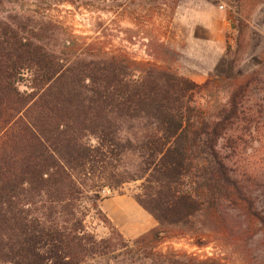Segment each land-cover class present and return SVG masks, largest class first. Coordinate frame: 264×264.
Here are the masks:
<instances>
[{
	"label": "trees",
	"instance_id": "16d2710c",
	"mask_svg": "<svg viewBox=\"0 0 264 264\" xmlns=\"http://www.w3.org/2000/svg\"><path fill=\"white\" fill-rule=\"evenodd\" d=\"M232 65L213 81L226 102L204 107L210 80L0 16V264H226L156 252L181 239L258 250L252 264H264V157L251 161L264 153V100H250L264 72L240 80ZM129 183L156 222L133 240L99 207L102 190Z\"/></svg>",
	"mask_w": 264,
	"mask_h": 264
},
{
	"label": "rangeland",
	"instance_id": "374dc122",
	"mask_svg": "<svg viewBox=\"0 0 264 264\" xmlns=\"http://www.w3.org/2000/svg\"><path fill=\"white\" fill-rule=\"evenodd\" d=\"M199 11L218 27L225 24L223 52L218 53L217 46L210 52L202 49L205 50L202 63L208 66V72L201 84L187 75L196 57L185 44L190 17L195 12L197 16ZM11 14L51 21L59 28L60 35L79 47L89 46L93 51L109 55L125 53L135 61L169 67L198 85L210 80L211 93L195 97L197 104L204 107H211L216 100L220 104L226 102L225 90L217 89L213 81L221 79L219 73L225 71L227 62H233V74L239 71L240 80L253 71L264 72V0H0V16ZM259 80V91L251 95V101L264 100V74ZM225 83L221 81L220 85ZM256 154L251 159L253 163L264 157L261 150ZM138 187L139 183H129L118 190L104 189L100 193L99 207L126 240L136 239L156 227L134 199ZM127 218L140 219L141 226L134 230L127 228ZM89 222L98 237L108 236L107 226L95 219ZM156 252L225 257L226 264H252L259 253L258 250L241 253L219 243L197 248L187 239L166 242Z\"/></svg>",
	"mask_w": 264,
	"mask_h": 264
},
{
	"label": "crops",
	"instance_id": "0c3cea01",
	"mask_svg": "<svg viewBox=\"0 0 264 264\" xmlns=\"http://www.w3.org/2000/svg\"><path fill=\"white\" fill-rule=\"evenodd\" d=\"M199 12L201 13V11ZM200 13L196 16L195 12V14L190 17V26L187 38H185V44L191 49L190 53L194 54L196 57L193 64L190 65L191 72H188L187 75L191 80L198 84H201L206 80L208 72V66L202 63V60H204L203 58L205 57V50L202 49L206 48L207 52H210L213 50L211 49L213 46H217V50H219L218 53L223 52L224 40L222 32L225 30L224 23L223 25L220 24L218 27L213 19H211V21L210 18L205 17V15ZM125 223L127 228L131 230L137 229L141 226L140 219L127 218Z\"/></svg>",
	"mask_w": 264,
	"mask_h": 264
},
{
	"label": "built area",
	"instance_id": "2783aa9c",
	"mask_svg": "<svg viewBox=\"0 0 264 264\" xmlns=\"http://www.w3.org/2000/svg\"><path fill=\"white\" fill-rule=\"evenodd\" d=\"M222 8V7H221Z\"/></svg>",
	"mask_w": 264,
	"mask_h": 264
}]
</instances>
